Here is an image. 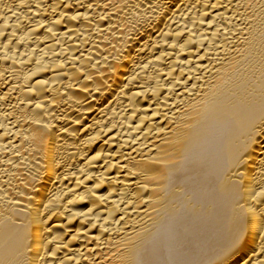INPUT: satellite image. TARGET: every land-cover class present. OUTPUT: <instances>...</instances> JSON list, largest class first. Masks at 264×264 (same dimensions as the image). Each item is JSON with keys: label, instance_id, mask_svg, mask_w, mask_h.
I'll use <instances>...</instances> for the list:
<instances>
[{"label": "bare ground", "instance_id": "6f19581e", "mask_svg": "<svg viewBox=\"0 0 264 264\" xmlns=\"http://www.w3.org/2000/svg\"><path fill=\"white\" fill-rule=\"evenodd\" d=\"M0 264H264V0H0Z\"/></svg>", "mask_w": 264, "mask_h": 264}]
</instances>
